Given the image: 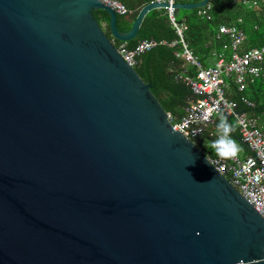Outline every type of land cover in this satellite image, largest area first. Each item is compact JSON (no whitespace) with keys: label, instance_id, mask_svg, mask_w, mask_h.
<instances>
[{"label":"water","instance_id":"obj_1","mask_svg":"<svg viewBox=\"0 0 264 264\" xmlns=\"http://www.w3.org/2000/svg\"><path fill=\"white\" fill-rule=\"evenodd\" d=\"M167 7L120 32L98 0H0V264H264L262 217L113 44Z\"/></svg>","mask_w":264,"mask_h":264},{"label":"built area","instance_id":"obj_2","mask_svg":"<svg viewBox=\"0 0 264 264\" xmlns=\"http://www.w3.org/2000/svg\"><path fill=\"white\" fill-rule=\"evenodd\" d=\"M111 8L118 16L130 14V11L118 0H98ZM237 0H234L236 2ZM167 3L168 19L174 28L177 39L172 42L144 39L134 48H128L126 42L113 40L116 51L130 67L137 65L138 57L158 46L177 47L173 52L176 59L183 62L176 80L183 83L192 94V99L184 108V115L176 122L168 114L172 129L196 144L204 153L205 146L201 138L209 142L218 137V132L211 129L215 117L230 118L238 128L240 141L246 145L249 154L241 157L237 153L229 157L214 154L205 155L210 165L256 210L264 220V130L261 117L247 109L255 107L245 94L247 89L259 79H264V46L243 48L246 36L236 25H220L217 35L226 37L229 45L227 59L218 57L217 61L204 67L200 59L193 54L184 39L186 26L177 21L176 0H154ZM247 7H254L256 2L239 0ZM209 2L199 10V14L210 19ZM192 71V72H190ZM239 94L238 100L232 94ZM243 107V109L241 108ZM211 145V143H210ZM205 148V149H204Z\"/></svg>","mask_w":264,"mask_h":264},{"label":"trees","instance_id":"obj_3","mask_svg":"<svg viewBox=\"0 0 264 264\" xmlns=\"http://www.w3.org/2000/svg\"><path fill=\"white\" fill-rule=\"evenodd\" d=\"M118 1L126 7L130 6L127 8L132 11V14L118 16L117 18L118 30L126 32L130 29L140 8L128 5L131 4V0ZM141 1L150 2L152 0ZM176 1L186 4L198 3L200 0ZM209 4L211 20L207 21L201 16L199 9L186 11L189 16L185 22L186 30L184 31L185 41L204 64L212 51L215 49L221 50L223 43H225V40L216 38V31L222 24L229 26L240 20L242 23L235 25L239 26V28L241 27L246 34L247 39L244 48L264 46V23L262 19L264 17V4L263 7L259 8V11L255 7H251L252 9L250 8V10L248 7L243 6L242 3L234 2V0H210ZM94 15L100 21V25L108 21V16L105 12L95 11ZM107 35L109 36V33ZM144 39L166 41L168 43L176 39L174 28L169 22L165 9L151 10L145 16L137 36L127 42V46L128 48H134L139 41ZM177 49V47L158 46L139 56L137 65L134 67L140 78L151 85L152 94L157 98L165 112L171 115L173 122H176L184 115V108L193 98L191 91L175 78L179 72L180 65V62L173 55V52ZM245 94L255 104L254 108L247 110L261 117V124L264 128V79L257 80L255 84L247 89ZM239 96V94H234L232 98L238 100ZM241 108L243 109L242 106ZM226 120L232 127V131L229 134L230 138L240 141L235 122L230 118H226ZM219 123L220 121L217 122V124ZM217 124L215 131H217ZM205 141L204 138L200 139L202 145H204ZM241 144L243 143L241 142ZM243 146L248 151L246 145L243 144Z\"/></svg>","mask_w":264,"mask_h":264},{"label":"crops","instance_id":"obj_4","mask_svg":"<svg viewBox=\"0 0 264 264\" xmlns=\"http://www.w3.org/2000/svg\"><path fill=\"white\" fill-rule=\"evenodd\" d=\"M152 1H154V0H152ZM152 1H150V2H152ZM237 1H239V0H237ZM236 1V2H237ZM246 1H248V2H250V3H252V2H256L257 3V5H255L254 7H255V9L256 10H258L259 11V8L260 7H263V4H264V0H246ZM134 2V3H133ZM150 2H143V1H136V0H131V4H128V5H131V6H134V7H139L140 9L141 8H143L145 5H147L148 3H150ZM210 2V1H209ZM176 3H184V2H180V1H176ZM123 4V3H122ZM124 5V4H123ZM125 6V5H124ZM243 6H245V5H243ZM126 7V6H125ZM127 7H130V6H127ZM126 7V8H127ZM247 7V6H246ZM251 7H248V9H250ZM128 9V8H127ZM201 9V8H200ZM199 9V10H200ZM252 9V8H251ZM250 9V10H251ZM129 10V9H128ZM166 10V9H165ZM130 11V13L132 14V11L131 10H129ZM187 10H183V9H179V10H176V12H175V17H176V19H177V21L179 22V23H181V24H184L185 25V22L187 21V19H188V16H189V13L188 12H186ZM139 12V11H138ZM210 15V14H209ZM206 19V18H205ZM262 19H263V23H264V17H262ZM207 20V19H206ZM211 20V16H210V19L209 20H207V21H210ZM240 23H242L240 20H238L237 21V23H232V25H235V24H237V25H239ZM102 25V27H103V29H104V31L108 34V29H107V27H106V25H105V23H102L101 24ZM222 25H224V24H222ZM236 25V26H237ZM186 26V25H185ZM227 26V25H226ZM239 27V26H238ZM240 29H241V27H240ZM242 31L244 32V30L242 29ZM218 33H217V31H216V38L217 39H223V41L225 40V43H223V47L221 48V50H217V49H215V50H213L212 51V53H211V55L205 60V64L202 62V60L200 59V61H201V63H202V65L204 66V67H210V66H212L216 61H217V59H218V57H221V58H224V59H227V57H228V51H227V48H224L225 46H228L229 45V40H228V38H226V37H222V36H218L217 35ZM244 34H245V32H244ZM245 36H246V34H245ZM176 39H177V37H176ZM246 39H247V37H246ZM175 40V39H174ZM173 40V41H174ZM156 41V40H155ZM172 42V41H171ZM187 43V42H186ZM188 44V43H187ZM245 44H246V41H245V43H244V46H245ZM244 46H243V48H244ZM188 47H189V45H188ZM261 47V46H260ZM170 48V47H169ZM190 48V47H189ZM190 50H191V48H190ZM193 52V51H192ZM194 54V53H193ZM195 55V54H194ZM175 58V57H174ZM176 59V58H175ZM176 60H178L179 62H180V65H182L183 64V62L181 61V60H179V59H176ZM180 65H179V72H180ZM184 65V64H183ZM178 72V73H179ZM190 72H192V71H190ZM177 73V74H178ZM234 94H236V93H234ZM234 94H232V96L234 97ZM220 119H221V117L220 116H216L215 117V124H214V126H212L211 127V129L213 130V131H215L214 129H215V126H216V124H217V122L218 121H220ZM262 125V124H261ZM263 127V126H262ZM263 130H264V128H263ZM215 132H217V131H215ZM232 139V138H231ZM233 140V139H232ZM235 141V143H237V144H239V147H237V154L238 155H240L241 157H246L248 154H249V152L247 151V149L243 146V144H241V142L240 141H237V140H234ZM207 144H210V142L206 139V141H205V143H204V146H205V155H207V154H210V155H212V154H214V150L212 149V147H211V145H210V147L211 148H209V149H207Z\"/></svg>","mask_w":264,"mask_h":264},{"label":"clouds","instance_id":"obj_5","mask_svg":"<svg viewBox=\"0 0 264 264\" xmlns=\"http://www.w3.org/2000/svg\"><path fill=\"white\" fill-rule=\"evenodd\" d=\"M232 131L231 125L227 122L223 116L220 119V123L217 124L218 137L216 140L211 141V146L216 150L217 154L221 157H229L237 152V146L235 141L230 138V132Z\"/></svg>","mask_w":264,"mask_h":264},{"label":"rangeland","instance_id":"obj_6","mask_svg":"<svg viewBox=\"0 0 264 264\" xmlns=\"http://www.w3.org/2000/svg\"><path fill=\"white\" fill-rule=\"evenodd\" d=\"M235 144H236L237 147H239V144H237V143H235ZM206 146H207V149L211 148L210 144H207Z\"/></svg>","mask_w":264,"mask_h":264}]
</instances>
